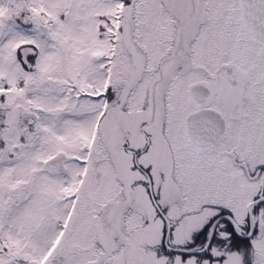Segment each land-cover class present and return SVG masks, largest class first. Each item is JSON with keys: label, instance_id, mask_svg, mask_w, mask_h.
I'll return each instance as SVG.
<instances>
[{"label": "snow or ice", "instance_id": "6c2138e0", "mask_svg": "<svg viewBox=\"0 0 264 264\" xmlns=\"http://www.w3.org/2000/svg\"><path fill=\"white\" fill-rule=\"evenodd\" d=\"M0 264H264V0H0Z\"/></svg>", "mask_w": 264, "mask_h": 264}]
</instances>
